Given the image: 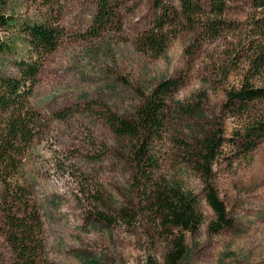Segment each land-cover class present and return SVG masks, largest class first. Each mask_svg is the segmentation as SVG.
I'll use <instances>...</instances> for the list:
<instances>
[{
	"label": "rangeland",
	"instance_id": "1",
	"mask_svg": "<svg viewBox=\"0 0 264 264\" xmlns=\"http://www.w3.org/2000/svg\"><path fill=\"white\" fill-rule=\"evenodd\" d=\"M10 0L9 13L19 20H40L51 12L68 37L46 56L32 104L53 118L34 141L25 162V178L44 221L46 256L54 264H166L171 249L158 232V221L146 212L145 198L133 185L132 143L116 135L108 111L134 114L162 80L186 74L173 95L174 109L195 104L192 113L175 112L169 133L158 145L157 178L178 181L200 199L203 222L186 233L187 251L180 264H264V140L250 154L227 144V159L214 164L213 182L225 201L232 228L212 232L213 209L205 199L204 182L194 164L199 138L222 123L228 138L239 140L242 121L222 110L226 90L239 83L243 69L232 35L207 41L190 53L196 36L183 30L161 54L142 51L138 39L152 26L155 0H123V29L84 38L93 24L92 0ZM178 6L179 0H162ZM232 19L252 21L251 0H228ZM244 32V31H243ZM236 35H239L237 32ZM15 50L0 54V76L15 75V60L28 54L25 39L12 36ZM231 56H236L232 59ZM231 57L232 74L223 68ZM199 103V104H198ZM186 139L192 149L180 146ZM230 161V162H229ZM3 185L0 181V195ZM128 216L120 217L122 213ZM108 220H103L104 216ZM2 217L0 213V228ZM0 264H15L14 253L0 232Z\"/></svg>",
	"mask_w": 264,
	"mask_h": 264
},
{
	"label": "trees",
	"instance_id": "2",
	"mask_svg": "<svg viewBox=\"0 0 264 264\" xmlns=\"http://www.w3.org/2000/svg\"><path fill=\"white\" fill-rule=\"evenodd\" d=\"M92 1L96 12L92 27L84 38L97 37L104 31L120 32L123 29V0ZM179 1L178 6L154 1L153 24L138 39L142 51L159 55L172 38L187 30L196 36L188 49L192 50L190 53L204 42L233 34L232 45L242 54L239 83L227 88L222 105L229 117L242 121L239 140L228 138L223 124L219 123L193 147V160L204 182L205 199L215 213L210 230L220 232L232 228L234 221L213 182L214 164L227 159V144L236 145L242 154L248 155L264 140V0H251L255 13L248 26L229 17L228 0ZM9 3L10 0H0V54L15 50L12 37L15 33L25 39L28 54L15 60V75L0 76V181L3 185L0 232L14 253L15 264H54L46 256L44 221L32 186L25 178V162L34 141L50 128L53 118L67 117L65 111L47 116L32 104L31 99L46 56L64 42L68 33L57 18L59 15L51 12L40 20L19 21L9 13ZM48 6H53L49 0ZM231 57L223 68L225 80L232 74ZM186 78V74L167 78L149 93H143L142 103L131 116L114 111H108L107 116L112 131L132 143L133 185L145 198L146 212L159 220L158 232L171 242L166 264H180L187 251L186 233L196 232L203 222L198 195L183 189L176 180L155 176L161 166L156 147L162 145L169 133L173 115L178 110L188 115L195 108V104H191L189 108L180 105L174 109L171 104L173 95L185 84ZM180 143L182 148L192 149L186 139H181ZM124 216L128 213L120 215ZM103 217L109 222L108 217Z\"/></svg>",
	"mask_w": 264,
	"mask_h": 264
}]
</instances>
